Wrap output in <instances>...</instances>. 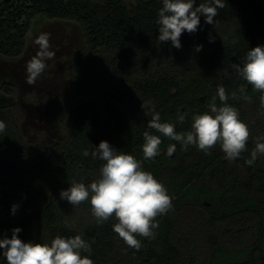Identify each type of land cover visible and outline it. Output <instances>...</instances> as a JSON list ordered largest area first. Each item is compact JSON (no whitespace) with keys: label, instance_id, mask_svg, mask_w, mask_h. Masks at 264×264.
Listing matches in <instances>:
<instances>
[{"label":"trees","instance_id":"trees-1","mask_svg":"<svg viewBox=\"0 0 264 264\" xmlns=\"http://www.w3.org/2000/svg\"><path fill=\"white\" fill-rule=\"evenodd\" d=\"M225 4L212 25L201 16L196 33H183L180 49L158 40L162 0L0 4L3 54L23 53L30 24L38 18L77 22L84 38L72 59L76 86L62 108L63 140L46 144L27 140L12 97L4 96L0 105V120L7 126L0 133V238H11L17 227L25 242L50 244L57 235H81L91 246V253L81 255L94 264H264V156L252 166L245 164L256 138L264 136V115L260 93L231 68L233 63L243 65L249 49L264 46V0ZM209 34L214 42H209ZM198 45L203 46L199 52ZM4 86L12 92L11 81ZM220 86L250 130L248 150L241 157L227 161L219 144L209 154L195 146L185 151L161 136L160 154L143 160L142 133L160 135L147 128L151 113H144V101L152 102L161 122L187 131L192 115L208 111ZM216 103L220 106L218 96ZM178 111L188 113L183 124L176 123ZM101 141L142 160L143 169L172 197V210L157 217L154 238L137 236L139 250L128 247L113 231L114 217L98 225L88 202L72 206L60 199V191L71 183L87 186L99 178L104 162L91 153ZM172 143L176 151L168 156ZM14 204L18 208L12 214ZM2 252L0 264H7Z\"/></svg>","mask_w":264,"mask_h":264},{"label":"clouds","instance_id":"clouds-1","mask_svg":"<svg viewBox=\"0 0 264 264\" xmlns=\"http://www.w3.org/2000/svg\"><path fill=\"white\" fill-rule=\"evenodd\" d=\"M196 0H162V7L158 11V40L161 43L171 42L176 49L182 47L180 38L183 33H196L200 28L201 16L205 23L212 25L218 15V9H223L225 0H210L200 2ZM50 33L42 32L34 40L37 47L34 56L26 62L25 83L34 86L45 72L46 62L54 58L55 52L51 50ZM215 37L209 34V42ZM202 45L195 51L199 52ZM231 68L235 73L251 86L253 91L260 93L261 115H264V46H256L246 53L245 62L233 63ZM246 89L239 88L241 94ZM232 97H236L233 92ZM217 96L220 106L217 105ZM229 95L223 86L218 87L216 96L207 104L208 111L203 114L192 115V123L187 131L176 130V124L161 122L159 112L155 111L151 101L141 104L145 114L151 113L147 124L148 129L155 130L160 135L150 131L142 133L143 160H151L160 154L161 136L175 141L181 145L182 150L195 146L205 154L219 144L229 162L241 157L247 151L250 137L248 125L240 119L239 111L229 105ZM244 99L249 97L246 95ZM147 110V111H145ZM188 116L187 112L177 113L176 123L183 124ZM4 121L0 120V133L6 129ZM264 136L256 138L255 147L250 158L245 161L248 166L254 165L258 156H264ZM176 151V143L169 144L167 155L172 156ZM83 156L89 155L85 150ZM91 155L103 161L99 178L88 184L73 182L70 187L60 191V199L72 206H79L88 202L91 214L98 225H102L110 218L117 221L113 224V231L133 249L142 247L137 236L154 238L155 229L158 228L157 217L172 210V197L165 186L154 175L143 169V161L132 154L118 151L107 141H101ZM18 205H12V214H15ZM21 228L12 229L11 238H0V249L7 264H94L89 256H82L81 251L91 253V246L81 235L61 237L57 235L51 243L25 242L19 238Z\"/></svg>","mask_w":264,"mask_h":264},{"label":"rangeland","instance_id":"rangeland-1","mask_svg":"<svg viewBox=\"0 0 264 264\" xmlns=\"http://www.w3.org/2000/svg\"><path fill=\"white\" fill-rule=\"evenodd\" d=\"M42 32L51 34V50L55 56L46 62L45 72L37 83L29 86L25 83L26 62L35 55L38 46L33 40ZM83 44L82 28L77 22L38 18L30 24L23 54L0 59V105L6 101L4 96L12 97L17 106L16 114L20 117L21 133L27 140L41 144L63 140L62 108L76 86L72 59ZM8 81L13 86L11 93L4 88Z\"/></svg>","mask_w":264,"mask_h":264},{"label":"flooded vegetation","instance_id":"flooded-vegetation-1","mask_svg":"<svg viewBox=\"0 0 264 264\" xmlns=\"http://www.w3.org/2000/svg\"><path fill=\"white\" fill-rule=\"evenodd\" d=\"M9 2V3H8ZM13 2V0H1L0 1V4H2V3H4V7H5V5H8V4H11ZM5 10H4V19H5V17H6V14H5ZM26 48V47H25ZM25 50V49H24ZM23 54V53H22ZM20 56V55H19ZM10 57H12V56H8V55H6L5 53L3 54L2 52H0V59L2 60V59H5V58H10ZM17 57V56H16ZM12 58H14V57H12Z\"/></svg>","mask_w":264,"mask_h":264}]
</instances>
